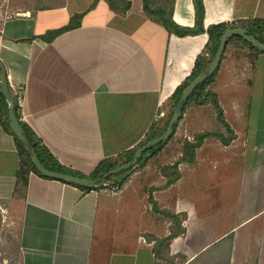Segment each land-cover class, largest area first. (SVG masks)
I'll return each mask as SVG.
<instances>
[{"label": "crops", "instance_id": "1", "mask_svg": "<svg viewBox=\"0 0 264 264\" xmlns=\"http://www.w3.org/2000/svg\"><path fill=\"white\" fill-rule=\"evenodd\" d=\"M129 1L121 15L106 0H0V62L21 97V119L60 164L85 176L163 124L210 25L264 19V0H204L205 32L179 36L151 20L143 0ZM173 18L193 28L194 0H176ZM209 89L235 138H206L169 186L163 167L180 160L184 141L219 127L211 105H188L173 138L155 155L143 151L148 160L123 184L127 177L115 176L90 190L35 171L24 187L16 135L0 119V216L18 225V263L161 264L150 238L169 236L173 221L156 203L185 216L170 246L183 264H264V53L230 41ZM199 120L216 126L195 129ZM232 169L238 186L229 199L223 175ZM215 174L223 180L208 186Z\"/></svg>", "mask_w": 264, "mask_h": 264}, {"label": "trees", "instance_id": "2", "mask_svg": "<svg viewBox=\"0 0 264 264\" xmlns=\"http://www.w3.org/2000/svg\"><path fill=\"white\" fill-rule=\"evenodd\" d=\"M97 1L98 0H94L92 6H95ZM106 1L108 2L110 8L113 11L121 15H125L131 5V2L129 0H106ZM175 1L176 0H143V8H144L146 15L151 20L162 25L170 33H174L179 36H186V35H197V34L205 32L204 0H194L195 10H196V24L193 28L179 25L178 23L174 21L173 12H174ZM232 27L245 28L249 34L253 35L259 41L264 43V19H248V20H239L237 22H232L230 24L219 23V24L210 25L207 29V33L209 35L208 43L206 44L204 51L198 55L195 66L191 74L187 77L186 80H184V82H182L181 85H179L176 88L175 92L173 93L171 97V101H173V104L170 105V108H168V112H167L168 116H166V120L163 122V124L159 122L154 123L152 127L150 128V130L148 131L146 139L143 140L138 146L120 154L117 157H111V158L105 159L88 176L75 172L63 166L62 164H60V162H58V160L53 156V154L40 143V141L38 140L35 133L31 130V128L21 120V116L19 113L20 107L18 104V99L14 95L16 112L21 120V123L24 127L26 135L28 136L30 142L34 145L37 151V154L40 160L42 161V163L48 169L53 170V171H58V172L73 174V175H77L81 177H89L92 179L102 180L105 173L110 172L111 170L130 162L133 159L138 149H140L141 147H143L150 141L154 140L155 138L159 137L166 130L168 123L170 121V118L172 117L179 103V100L181 98V95L184 89L190 84V82L193 79H195L199 74H201L210 65V63L214 59V56L216 54V51L219 46L220 39L223 33L228 28H232ZM58 31H56L55 33H57ZM232 40L241 41L242 44H244L245 46H248L249 48L255 50L256 52L264 53L260 51L259 49H257L256 47H254L251 41L245 40L240 35L234 36L233 38L230 39V41ZM215 76L216 74L209 77L207 80L201 83L194 90V92L190 95V97L187 100L186 106L184 108V112L186 108L188 107V105L192 103H196L198 105H211L216 113V120L218 121L219 127L214 131H205V132L196 134L194 136L193 141H190L187 139L184 141L183 146H182L183 156L180 158V160H178L173 165H167L163 167V172L166 175L170 176L165 186H169L170 184L174 183L176 180L179 179L180 177V172L178 170L179 162L180 161H189V162L194 161L197 148L203 144L206 138L217 137L218 139L222 141V143L226 145L230 144L231 141L235 138L234 130L231 128L230 124L225 119L224 110L220 103L218 94L215 91H212L209 89V85L214 80ZM0 80L8 83L7 74L5 73V68L1 62H0ZM9 88H10V91L13 93L12 88L10 86ZM0 119L12 131L10 127V122H9V104L5 96L1 93H0ZM177 126L178 124L175 125L174 127L175 130L170 140L173 138ZM12 133L14 134L13 131ZM16 140L18 142V149L20 153V168L18 170V178H19L20 183L24 187H26L28 176L31 171H35L43 177H46V176L42 175L36 169L35 165L33 164L31 160L30 152L27 149V147L17 137H16ZM164 146L165 145L159 148L158 151H160ZM156 147L157 146L147 151H151L155 155L158 152V151H155ZM127 171L128 170L115 173V174H111L105 179V181L111 180L115 176L122 178L123 175L127 173ZM46 178H50V177H46ZM52 179H55V178H52ZM128 179H129V176L125 178L122 182H116V183L123 184ZM72 185H75V184H72ZM75 186H78V185H75ZM81 188L86 189V190L92 189V188H87V187H81ZM154 207L158 211L170 217L173 221L172 233L169 236L163 237V238L151 236L150 239H153L156 241V246H155L156 255L160 258L161 264H183L186 258L184 256H177V257L172 256L170 246L172 243V239L184 231V229L182 228V221L185 216L176 215L168 210H161L157 206L156 203H154Z\"/></svg>", "mask_w": 264, "mask_h": 264}, {"label": "water", "instance_id": "3", "mask_svg": "<svg viewBox=\"0 0 264 264\" xmlns=\"http://www.w3.org/2000/svg\"><path fill=\"white\" fill-rule=\"evenodd\" d=\"M21 16H24L25 14H20ZM240 35L245 40L251 41L252 45L259 49L260 51L264 52V43L259 41L257 38H255L253 35L249 34L245 28L242 27H232L228 28L222 35L220 39L219 46L217 48L216 54L214 56L213 61L210 63V65L201 73L199 74L195 79H193L190 84L184 89L181 98L179 100V103L170 118V121L168 123V126L166 130L157 138L150 141L140 149H138L133 157V159L123 164L110 172H107L104 174L102 180L99 179H92L89 177H81L73 174L53 171L48 169L40 160L37 151L34 147V145L30 142L28 136L25 133L24 127L21 123V120L16 112L15 109V102H14V96L12 92L10 91L9 85L7 82L0 80V93L5 96V98L8 101L9 104V122L10 127L16 137L27 147V149L30 152L31 160L33 164L35 165L36 169L44 176L55 178L61 181H65L70 184H75L81 187H87V188H94L101 185H106L104 180L111 174L119 173L125 170H128L124 177H127V175L130 174V172L133 170V168L137 166L143 165L149 158L150 153H146L145 155H142L143 151L150 150L153 147L157 146L155 148V151H158L159 148H161L163 145H165L171 138V136L174 133L175 125L179 123L181 120L183 114H184V108L186 106L187 100L190 97V95L194 92V90L205 80H207L209 77L215 75L217 71L220 68L224 53L226 51L227 45L231 38L234 36Z\"/></svg>", "mask_w": 264, "mask_h": 264}, {"label": "rangeland", "instance_id": "4", "mask_svg": "<svg viewBox=\"0 0 264 264\" xmlns=\"http://www.w3.org/2000/svg\"><path fill=\"white\" fill-rule=\"evenodd\" d=\"M20 5H24L29 3V0H20ZM236 41V40H233ZM173 104V101L169 103ZM168 116V113H167ZM216 126V122L213 123L212 120H199L196 123L195 129H211ZM181 147V146H180ZM126 174V173H125ZM125 174L123 176H125ZM225 176V184L224 187H230L231 193H229V199L234 196L235 188L238 186V173L237 170L232 169L230 174ZM209 178L207 180V185L211 186L216 182L219 184L223 178L220 174H215L214 177ZM0 214L4 212V209L0 208ZM4 214V213H3ZM0 264H19L18 263V225L16 222H13L10 217H2L0 216Z\"/></svg>", "mask_w": 264, "mask_h": 264}, {"label": "built area", "instance_id": "5", "mask_svg": "<svg viewBox=\"0 0 264 264\" xmlns=\"http://www.w3.org/2000/svg\"><path fill=\"white\" fill-rule=\"evenodd\" d=\"M18 99H19L18 103H19V107H20V102H21L20 100H21V97L19 96ZM21 120H22V119H21Z\"/></svg>", "mask_w": 264, "mask_h": 264}]
</instances>
